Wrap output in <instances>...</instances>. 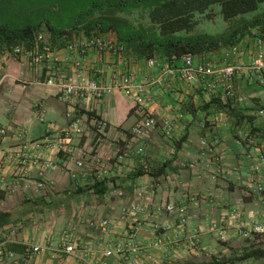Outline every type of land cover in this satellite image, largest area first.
Listing matches in <instances>:
<instances>
[{
    "label": "crops",
    "instance_id": "1",
    "mask_svg": "<svg viewBox=\"0 0 264 264\" xmlns=\"http://www.w3.org/2000/svg\"><path fill=\"white\" fill-rule=\"evenodd\" d=\"M255 33L252 30V34L237 42L245 64L253 56L255 40L260 38ZM101 34L119 43L113 32ZM78 38L88 36L79 33ZM57 48L64 60V73L72 75L71 61L79 57L90 76L106 82L114 71L119 77L131 72L136 81L155 77L164 64L163 56H155L154 63L148 64L124 47L117 53L91 49L80 55L69 53L64 46ZM224 49L200 57L220 61ZM48 73L46 63L32 65L25 57L13 60L8 51L0 52V127L6 129L0 142V172L7 180L6 187L0 186V212L9 214L8 223L0 227V242H44L55 238L61 229L73 226L85 249L94 245L89 254L85 252L87 260L90 256L99 257L102 241L121 236L126 224L138 217L137 212L130 211L133 205H145L152 211L170 199L181 198L188 205L186 232L224 208L240 209L244 215L254 208L260 212L259 217L264 215V205L253 204L243 181L258 153L264 155V85L247 84L245 75L237 77L244 99L232 108L244 117L228 113L225 104L209 99L197 84L178 77L165 90L152 88L151 102L145 109L154 114L156 128L140 143L144 146L153 139L151 152L155 154L147 151L153 157L149 162L153 163L154 158L163 162L155 173L133 174L136 142L130 143V128L140 113L133 97L113 91L101 103L64 101L56 87L44 83ZM73 124L81 128L80 133L72 130ZM64 129L70 130L67 136L61 133ZM48 132L52 133V143L34 147L32 142ZM248 134L250 142L244 140ZM24 145L25 161L9 156L8 151ZM118 146H122L123 153L118 152ZM78 158L84 161L83 170L76 166ZM101 169L109 171L105 188H89ZM216 170L219 173L214 174ZM123 179L124 183H120ZM163 217L160 214L152 219ZM101 218L110 220L108 237L102 236L96 224H88ZM150 221L147 218L136 230L137 241L144 242L154 235ZM202 229L197 251H187L181 240L160 252L155 250L153 260L143 264L183 257L196 259L221 250L223 244L204 226ZM231 232L230 240L234 241L238 237ZM26 254L27 264H86L65 255ZM241 261L264 264V257ZM108 263L123 264L119 256L109 257Z\"/></svg>",
    "mask_w": 264,
    "mask_h": 264
},
{
    "label": "built area",
    "instance_id": "2",
    "mask_svg": "<svg viewBox=\"0 0 264 264\" xmlns=\"http://www.w3.org/2000/svg\"><path fill=\"white\" fill-rule=\"evenodd\" d=\"M64 48L71 54L77 53L80 55V53H86L91 49L101 53L104 51L117 53L122 51L123 46L102 37L101 33H97L88 38L74 37L65 43ZM240 53V46L236 43L225 47L220 61L191 53H184L181 57L163 56V69L155 77H147L142 81H136L131 72H123L119 77V74L114 71L110 72L108 82L99 77L90 76L88 69L79 57L73 58L71 61L72 75L64 73L65 67L61 64L64 60L61 59L58 48L50 43L43 33H37L34 36V43L30 47L14 46L9 55L13 60L25 57V60L32 65L46 63L49 73L44 83L56 87L60 98L64 101L94 100L96 103H101L104 97L113 91H121L132 96L140 113L130 128V143L136 142L134 145L136 146L135 151L143 153L144 148L140 141L142 138L148 137L156 125L154 114L145 109V105L151 102L152 88L165 90L169 88L171 83H174V78L178 77L188 83L197 84L209 99H218L229 108H232L244 99L236 82L237 77L245 75L247 84L264 85V41L262 38L255 40L253 56L246 64L242 62ZM155 60L156 57L147 59L148 64H153ZM25 86L26 83H23V87ZM260 112L262 113V111ZM72 128L76 133L81 132V128L76 124H73ZM69 132L68 129L61 130V133L65 136ZM5 133L6 129L0 127V142ZM250 138L251 136L248 134L244 137V140L250 142ZM50 143H52V133L50 132L32 142L34 147ZM201 143L204 142L201 141ZM25 146L8 151L9 156L20 159L22 162L25 161V153L22 151ZM255 161L250 166L249 174L243 177V181L248 189L249 196L254 200L253 204L258 202L264 205V155L258 153ZM75 163L80 170H83L84 161L82 159H76ZM108 172L107 169H101L97 178H104L109 174ZM215 173H219V171L216 170ZM0 186H7L6 177L1 172ZM144 206L137 207L133 205L130 211L131 213L140 211L139 213L146 217L159 216L160 214L164 216L162 220L155 219L151 222L154 235L144 242L136 240L135 235L138 228L131 223L125 228L121 236L110 238V240L106 239L105 242L102 241L99 257L90 256L89 259L85 260V252L89 254V251L94 249V245L89 247L88 250L85 249L84 245L78 240L75 228L71 226L61 229L53 239L49 238L44 242L26 244L25 253L38 255L46 252L52 257L65 255L66 257L84 260L86 264H109V257L119 256L123 264H143L144 261L151 262L153 260L155 250L160 252L174 242L178 244L181 240L187 251H197L200 246V234L204 230L202 229L203 226L218 242L228 241L231 231L236 237L244 240L258 241L261 237H264V215L261 214V217H259L260 212L254 208L246 215L240 209L224 208L217 216H208L204 224L186 232L188 205L184 200L167 201L161 206H157L155 210L159 213L150 212L149 208ZM88 224L90 226L96 224L103 237H108L111 232L108 218H101L97 223L95 220H90ZM4 244V242H0V255L13 256L14 253L6 250ZM167 260L170 262L169 259ZM159 264H166V262L162 260ZM237 264L246 263L241 261Z\"/></svg>",
    "mask_w": 264,
    "mask_h": 264
},
{
    "label": "trees",
    "instance_id": "3",
    "mask_svg": "<svg viewBox=\"0 0 264 264\" xmlns=\"http://www.w3.org/2000/svg\"><path fill=\"white\" fill-rule=\"evenodd\" d=\"M262 2L264 0H0V52H10L16 45L30 47L37 33H43L50 43L62 47L79 33L89 37L113 32L125 50L137 58L181 57L184 53L202 55L236 44L252 34V30L264 40V11L244 17L257 10ZM215 4H219L222 18L228 22L227 29L220 34L191 33L197 23L195 14L204 13ZM134 9L146 13L148 25H135L120 16ZM224 106L232 115L245 116ZM98 184L104 185L103 182ZM98 184L89 188L95 189ZM104 188L96 187L98 191ZM8 216L7 212H0V227L8 223ZM5 248L25 253L24 244L7 243ZM261 257H264V247L257 246L245 249L236 260Z\"/></svg>",
    "mask_w": 264,
    "mask_h": 264
},
{
    "label": "rangeland",
    "instance_id": "4",
    "mask_svg": "<svg viewBox=\"0 0 264 264\" xmlns=\"http://www.w3.org/2000/svg\"><path fill=\"white\" fill-rule=\"evenodd\" d=\"M264 11V2L260 3V5L258 6V9L251 12V13H247L244 15V17L246 18H250L253 15L260 13ZM120 16L128 19L131 23L133 24H138V23H142L144 25H148L149 24V20L147 18V15L145 12H143L141 9H134L131 12L128 13H121ZM195 19L197 21L196 23V27L198 28H194L191 33H196V32H211V34H220L222 32H224L227 27H228V22L224 21V19L222 18V15L220 14V6L219 4H215L213 5L209 10H207L204 13H196L195 14ZM207 33V32H206ZM263 40V39H262ZM264 41V40H263ZM156 128V125H155ZM155 128L153 129V131L155 130ZM156 137V135H154ZM170 140V139H169ZM168 141V139L166 140ZM94 142V141H93ZM153 139H149L148 142L146 144H144L143 146V151L144 154L142 153H137L134 152L132 153V156L134 158L135 163H133L134 165V170L132 173H137V172H154L158 169L157 167L160 166L163 162V160H157V158H154V162L151 163L149 162V159H152L153 157L151 156L153 153L155 154V151H152V148L154 145L153 143ZM151 152L152 154L148 155V152ZM118 152L119 153H123V148L122 146H118ZM163 155V154H162ZM148 162V166L146 165V163ZM136 167V168H135ZM109 179V176H105L104 178L101 179H97L94 178V183H92L91 185H95L96 183L98 184L99 182H103L104 185L102 184H98L96 187L97 188H102L105 186L106 181ZM110 180V179H109ZM120 183H124V179L120 182ZM87 185V184H84ZM90 185V186H91ZM142 198V196H141ZM181 199V198H179ZM187 199V197H186ZM174 199H170L169 201H173ZM176 201V200H174ZM150 211V210H149ZM138 214V217L135 218L134 220H132L130 223L126 224V225H130L131 223L135 224L137 228H140L141 226L144 225V220H146L147 218L151 219L150 222L155 221V218L152 219V217L148 216H144L141 214V216L139 215L140 211H136ZM150 212H158L157 210H152ZM159 213V212H158ZM41 219V218H40ZM261 237V236H260ZM3 239V238H1ZM0 239V241H1ZM5 246H6V242H4ZM223 244V247L221 248V250H218L217 252H215L214 254H210V255H204L201 256L199 258L196 259H188V258H181L179 259H174L173 261L170 259L168 262V260H165L166 264H218V263H224V264H232L235 262H241V260H236L239 255L242 253V251H244L245 249H248L250 247H264V237H261L258 241L254 240V241H250V240H244L241 238H237L234 241L232 240H228L226 242H221ZM27 254H16L13 256H8V255H0V264H27L26 260H27Z\"/></svg>",
    "mask_w": 264,
    "mask_h": 264
}]
</instances>
